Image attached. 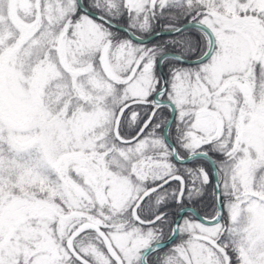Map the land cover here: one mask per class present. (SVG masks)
I'll use <instances>...</instances> for the list:
<instances>
[{"label":"snow or ice","instance_id":"snow-or-ice-1","mask_svg":"<svg viewBox=\"0 0 264 264\" xmlns=\"http://www.w3.org/2000/svg\"><path fill=\"white\" fill-rule=\"evenodd\" d=\"M0 264H264V0H0Z\"/></svg>","mask_w":264,"mask_h":264},{"label":"trees","instance_id":"trees-1","mask_svg":"<svg viewBox=\"0 0 264 264\" xmlns=\"http://www.w3.org/2000/svg\"><path fill=\"white\" fill-rule=\"evenodd\" d=\"M163 28L162 25H157L156 30ZM173 38L170 34H160L156 37V39L160 41H164L167 39ZM155 42V41H154ZM166 71V69H165ZM193 206L199 213L202 215H205L207 213H210L212 210V196L211 191L209 190V193L206 194L202 200H196L195 202L190 204ZM170 211H174V209H170Z\"/></svg>","mask_w":264,"mask_h":264},{"label":"water","instance_id":"water-1","mask_svg":"<svg viewBox=\"0 0 264 264\" xmlns=\"http://www.w3.org/2000/svg\"><path fill=\"white\" fill-rule=\"evenodd\" d=\"M156 32L159 33V35H160V34H168V33H166V32L164 31L163 28H161V29H157ZM190 207H191L192 209H194L195 212L199 213V212H198L193 206H190ZM199 215H200V216H204V215H202L201 213H199Z\"/></svg>","mask_w":264,"mask_h":264},{"label":"flooded vegetation","instance_id":"flooded-vegetation-1","mask_svg":"<svg viewBox=\"0 0 264 264\" xmlns=\"http://www.w3.org/2000/svg\"><path fill=\"white\" fill-rule=\"evenodd\" d=\"M161 29V28H160ZM191 206V205H190Z\"/></svg>","mask_w":264,"mask_h":264}]
</instances>
